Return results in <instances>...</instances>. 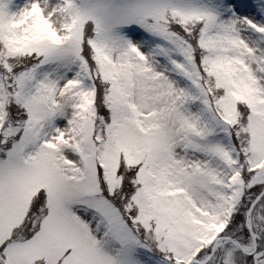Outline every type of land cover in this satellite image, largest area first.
Here are the masks:
<instances>
[{
	"label": "snow or ice",
	"instance_id": "snow-or-ice-1",
	"mask_svg": "<svg viewBox=\"0 0 264 264\" xmlns=\"http://www.w3.org/2000/svg\"><path fill=\"white\" fill-rule=\"evenodd\" d=\"M0 264H264V0H0Z\"/></svg>",
	"mask_w": 264,
	"mask_h": 264
}]
</instances>
